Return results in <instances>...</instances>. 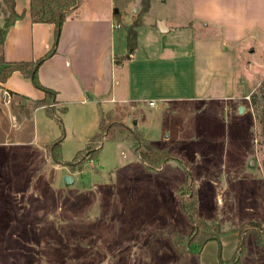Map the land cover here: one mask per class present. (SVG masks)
Wrapping results in <instances>:
<instances>
[{
    "label": "rangeland",
    "instance_id": "374dc122",
    "mask_svg": "<svg viewBox=\"0 0 264 264\" xmlns=\"http://www.w3.org/2000/svg\"><path fill=\"white\" fill-rule=\"evenodd\" d=\"M195 1L151 0L145 11L137 0L121 12L115 65L131 84L134 102L78 103L65 113L59 102L34 107V99L2 91L0 264H178L163 232L188 238L195 231L182 207L188 172L199 215L220 223L224 235L185 264L230 262L240 229L263 230L264 158L251 94L264 81V0H240L239 11L229 14L235 24L261 25L249 33L256 40L240 45L243 56H234V76L226 81L205 80L195 65L196 40L207 35L195 19ZM227 1L239 0H198L206 11L226 8ZM159 20L170 30L162 32ZM134 22H141L138 46L132 59L122 58ZM221 63L216 59L215 66ZM140 95L156 105L139 101ZM112 108L129 117L130 130L168 150L172 157L162 168L149 170L131 139L107 137ZM102 118L101 139L91 138ZM65 175L75 182L66 184ZM246 233L237 264H264V246L253 230Z\"/></svg>",
    "mask_w": 264,
    "mask_h": 264
},
{
    "label": "crops",
    "instance_id": "0c3cea01",
    "mask_svg": "<svg viewBox=\"0 0 264 264\" xmlns=\"http://www.w3.org/2000/svg\"><path fill=\"white\" fill-rule=\"evenodd\" d=\"M15 1L16 10L21 16L11 25L4 39L3 57L6 61H34L41 59L53 49V53L38 68V78L41 85L55 91L54 99L57 103L67 106L65 113L69 112V106L78 103L91 102L102 107L105 104L134 102L133 99H129L131 84L124 75L120 73L118 75L115 65L116 34L121 27L118 19L121 12L126 10V5L132 1L79 0L78 4L71 8L59 32L54 24L32 21L29 10L30 0ZM136 1L133 0L131 5ZM199 3L198 0L195 1L194 16L202 22L200 29L207 31V35L201 37L202 40H196L194 49L197 63L195 65L197 67L199 64L202 67L205 80L213 77L214 80L226 81L232 75L234 76V56L238 53L243 56L240 45L247 39L253 38L249 33L260 24V21L252 22L251 25L249 22L242 25L233 23L230 15L239 11L240 0L236 3L227 1L226 8L215 5L216 8L208 11L204 10ZM248 9H250L249 6ZM2 10L3 3L0 0V26L4 21ZM189 26L194 28L191 22ZM168 27L170 30L169 24ZM210 30L213 32L209 33ZM133 56L134 54L130 59ZM216 59H221L222 63L219 66H215ZM211 69L212 73H208ZM207 85L209 86L210 83L208 82ZM230 89L227 84L222 91L228 94ZM0 91V95L4 91V94H8V98L16 95L26 101L42 99L46 95L43 88L35 86L30 78L19 71L12 72L7 81L1 84ZM137 99L148 103L149 107L156 105V103L150 104L153 99L144 98V95H140ZM111 112V116H114L117 122L127 126L132 124L128 121V116L118 115L117 109L112 108ZM140 119V117L137 119V125L141 122ZM6 135L8 138L11 136L8 132ZM144 138L151 145L159 147L149 139L146 133ZM201 253L202 251L200 255Z\"/></svg>",
    "mask_w": 264,
    "mask_h": 264
},
{
    "label": "trees",
    "instance_id": "16d2710c",
    "mask_svg": "<svg viewBox=\"0 0 264 264\" xmlns=\"http://www.w3.org/2000/svg\"><path fill=\"white\" fill-rule=\"evenodd\" d=\"M79 0H30V15L34 23H50L54 24L58 32L63 26L62 24L66 20L68 14L71 12V8L78 4ZM4 21L0 26V86L2 83L6 82L11 76L12 72L19 71L25 77L32 80L35 86L43 88L46 92L45 97L38 100H32L31 103L34 107L46 105L50 102H56L54 100L55 91L51 88L41 85L38 78V68L41 63L53 53V49L46 55L41 57L39 60L34 61H6L3 57V46L4 39L14 22L21 16L16 10L15 0H2ZM141 5L145 11L150 9L151 0H141ZM141 25L140 23L134 22L128 28L127 32V55L122 58L130 59L134 54L135 49L138 46V31L137 27ZM117 62V59H116ZM11 93V92H10ZM252 96V109L255 113L256 120L258 122L260 129V136L257 143H259L261 150L263 151L264 158V81L259 85V88L251 94ZM64 110H67V106H63ZM105 118H102L98 127V131L91 138L102 137L103 133L106 132L107 137L114 140H125L131 139L138 148L139 157L145 163L149 170L160 169L163 165L168 162V159L172 155L165 148H159L157 146L149 144V142L140 135L137 131H132L124 123L115 121L113 117L112 126L105 128L106 130L102 132V124ZM100 137V139H101ZM99 139V138H98ZM264 163V159H263ZM187 184L185 188L183 187L181 191L185 196L182 198V207L184 211L187 212L191 221L196 227H198V232L188 238L182 237L176 231L170 229L164 231L165 237L169 239L170 245L174 252L178 255V264L187 263L190 255L192 253H198L202 251V248L211 239H219L224 235V231L220 223H209L204 220L203 216L199 215L198 206V194L194 186V178L190 172L187 173ZM260 223L254 222L252 225H259ZM253 230L254 236H256V241L259 245L264 246V227L260 230L256 226L243 227L238 231V244L234 250L232 260L230 262L225 261L221 258L222 263L237 264L241 261L244 254V247L246 241V235L248 230ZM195 232V231H194ZM221 257V256H220Z\"/></svg>",
    "mask_w": 264,
    "mask_h": 264
},
{
    "label": "water",
    "instance_id": "95a60500",
    "mask_svg": "<svg viewBox=\"0 0 264 264\" xmlns=\"http://www.w3.org/2000/svg\"><path fill=\"white\" fill-rule=\"evenodd\" d=\"M137 8H138V7H137ZM136 10H137V9H136ZM158 22H159V23H158V26H159V28H160V30H161L162 32H164V31H168V30H169V27L167 26L165 20H159ZM239 109H240V112H242V111L244 110V108H243L242 106H240ZM135 154L138 155V154H137V150H135ZM63 180L65 181L66 184H72V183L75 182V179L72 178L70 175H65L64 178H63ZM197 232H198V227H196V230H195V232H194L193 235H195Z\"/></svg>",
    "mask_w": 264,
    "mask_h": 264
},
{
    "label": "built area",
    "instance_id": "2783aa9c",
    "mask_svg": "<svg viewBox=\"0 0 264 264\" xmlns=\"http://www.w3.org/2000/svg\"><path fill=\"white\" fill-rule=\"evenodd\" d=\"M150 104H154V101H151V103Z\"/></svg>",
    "mask_w": 264,
    "mask_h": 264
}]
</instances>
